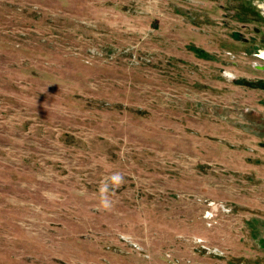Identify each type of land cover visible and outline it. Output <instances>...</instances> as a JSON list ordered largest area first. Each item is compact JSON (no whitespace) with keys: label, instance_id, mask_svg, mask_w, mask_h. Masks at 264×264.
<instances>
[{"label":"rangeland","instance_id":"374dc122","mask_svg":"<svg viewBox=\"0 0 264 264\" xmlns=\"http://www.w3.org/2000/svg\"><path fill=\"white\" fill-rule=\"evenodd\" d=\"M255 10L0 0V264H264Z\"/></svg>","mask_w":264,"mask_h":264},{"label":"crops","instance_id":"0c3cea01","mask_svg":"<svg viewBox=\"0 0 264 264\" xmlns=\"http://www.w3.org/2000/svg\"><path fill=\"white\" fill-rule=\"evenodd\" d=\"M233 1H237V3L238 2H240V3H242V4H246L248 7H250L251 9H252V7H253V4L255 5V4H260L263 8H264V0H233ZM234 3V2H233ZM255 14H254V16H255V18L256 19H261V24H264V19L262 18V17H259V14H258V12L255 10ZM259 17V18H258ZM259 21V20H258ZM254 33L257 35V36H259V35H263L264 34V32H259L257 29H254ZM264 36H261L260 38L261 39H264L263 38ZM262 48H263V50H264V44H262V45H260ZM261 48V49H262ZM259 49V48H258ZM258 50H256V52H257ZM264 52V51H263ZM242 55H243V52L241 53Z\"/></svg>","mask_w":264,"mask_h":264},{"label":"built area","instance_id":"2783aa9c","mask_svg":"<svg viewBox=\"0 0 264 264\" xmlns=\"http://www.w3.org/2000/svg\"><path fill=\"white\" fill-rule=\"evenodd\" d=\"M254 6H255L256 9L258 10L257 12H258V14L260 15V17H262V18L264 19V8H263L260 4H255ZM256 53H257L256 58H257L258 60H260V61H263V63H264V57L262 56L263 54L260 55L259 51L256 52Z\"/></svg>","mask_w":264,"mask_h":264},{"label":"water","instance_id":"95a60500","mask_svg":"<svg viewBox=\"0 0 264 264\" xmlns=\"http://www.w3.org/2000/svg\"><path fill=\"white\" fill-rule=\"evenodd\" d=\"M259 69L264 70V66H258ZM256 86H264V80H258L255 82Z\"/></svg>","mask_w":264,"mask_h":264},{"label":"flooded vegetation","instance_id":"af4514ba","mask_svg":"<svg viewBox=\"0 0 264 264\" xmlns=\"http://www.w3.org/2000/svg\"><path fill=\"white\" fill-rule=\"evenodd\" d=\"M263 56V55H262ZM264 57V56H263ZM258 66H264V64L263 65H258V64H255L254 63V65H253V67H256V68H258Z\"/></svg>","mask_w":264,"mask_h":264}]
</instances>
